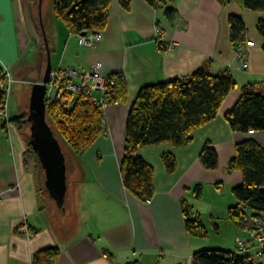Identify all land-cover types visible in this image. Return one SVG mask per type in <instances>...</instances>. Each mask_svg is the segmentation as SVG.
<instances>
[{"label":"crops","instance_id":"crops-1","mask_svg":"<svg viewBox=\"0 0 264 264\" xmlns=\"http://www.w3.org/2000/svg\"><path fill=\"white\" fill-rule=\"evenodd\" d=\"M110 3L102 40L82 47L77 34L60 26L52 13L46 17L44 2L40 17L39 0H0V65L17 83L33 88L47 66L45 42L33 61H24L36 45L24 18V6L30 4L36 28L46 35L51 61L56 57L52 71L66 67L89 70L102 63L103 73L123 77L129 91L126 102L107 109L103 136L81 156H70L74 162V189L67 191V197L72 194L70 210L65 203L59 209L48 193L43 194L46 187L28 159L29 133L14 122L5 130L0 128V264H40L36 257L53 248L60 252L53 264H192L194 254L210 248L208 239L189 232L184 204L192 207L204 225L206 217L218 229L217 250L236 252V241L242 238L254 254L256 242L251 235L228 218L229 208L239 205L233 190L244 183L242 172L229 170V164L237 147L247 141L264 149V131H233L226 115L234 110L245 87L264 93V40L257 29L264 12L248 10L244 0H176L174 25L146 0H128L130 10L122 0ZM231 16L244 20L246 41L254 43L252 47L246 43L242 52L248 70H241V57L231 42ZM157 29L175 40L177 48L168 50L166 42H158ZM200 69L214 75L230 74L236 88L212 122L193 132L191 145H148L139 150L154 169L156 190L150 201L143 202L125 189L120 170L129 112L145 86L188 79ZM27 94H23L25 104ZM25 113L19 106L10 115L13 119ZM207 145L219 155L215 171L207 170L200 160ZM168 154L177 162L171 174L162 157ZM65 161L68 172L66 157ZM197 188L202 189L200 198ZM23 228L28 232H22ZM42 262L52 264L49 259Z\"/></svg>","mask_w":264,"mask_h":264},{"label":"trees","instance_id":"trees-1","mask_svg":"<svg viewBox=\"0 0 264 264\" xmlns=\"http://www.w3.org/2000/svg\"><path fill=\"white\" fill-rule=\"evenodd\" d=\"M152 7L165 13L167 21L176 24L178 11L176 0H146ZM111 0H54L57 17L74 34L87 31L102 33L107 29L110 19ZM125 9L130 10L128 0H122ZM244 7L250 11L264 12V0H244ZM231 42L236 52L244 48L247 29L244 20L230 17ZM257 29L264 40V21ZM264 49V48H263ZM115 84L109 88L107 99L123 104L128 99L127 82L115 75ZM5 80L4 69L0 65V83ZM236 80L230 75L210 74L206 69L190 76L167 83L149 85L142 88L129 112L126 128V151L120 165L125 189L143 202L150 201L156 193L154 169L147 164L139 150L148 145L168 144L176 148L191 145L193 132L212 122L218 115L228 95L236 88ZM5 92L0 90V106L5 101ZM47 115L59 129L68 146L75 155L88 151L106 132L103 110L79 97L74 104L59 102L47 105ZM226 115L231 129L247 134L251 131H264V93L255 87L247 86L240 101ZM20 129L29 127L26 115L13 118ZM4 130L7 123L0 122ZM28 138V159L34 162L37 173L41 169L31 140ZM236 157L230 162L229 170H240L244 183L233 190L239 205L229 208V218L240 225L248 217L264 220V149L252 141L237 147ZM168 173L177 170L176 158L172 154L163 155ZM201 163L209 171L219 167V155L207 145L200 157ZM44 191V190H43ZM46 190L43 193L46 194ZM43 195V196H44ZM196 196H202V189H196ZM183 211L188 230L193 236L206 238L208 232L201 218L192 207L184 204ZM254 241V240H252ZM256 242V241H255ZM254 246H257V243ZM59 250H46L36 257L42 264L49 259L53 264ZM255 254V253H254ZM244 255L223 250H201L194 254L193 264H264L257 255ZM56 258V259H57Z\"/></svg>","mask_w":264,"mask_h":264},{"label":"built area","instance_id":"built-area-1","mask_svg":"<svg viewBox=\"0 0 264 264\" xmlns=\"http://www.w3.org/2000/svg\"><path fill=\"white\" fill-rule=\"evenodd\" d=\"M156 40L160 43H165L168 50H174L177 48V42L173 39L166 38L160 34V30H156ZM79 38V45L82 47H92L96 43L102 40L100 32L95 33L87 31L85 36L77 34ZM247 42V41H246ZM247 46H254V43L247 42ZM245 47V46H243ZM244 48L239 50V57H241V70H248L249 64L245 55L242 53ZM5 80L0 83V90L5 92V101L0 106V122L11 123L8 101L12 92L13 84L16 82L15 77L10 74L7 68H4ZM50 81L46 86V104H57L59 102H65L67 104H74L79 97L85 101L98 105L104 112V115L109 107L120 106L121 103H111L107 97H109V88L115 84V75H105L102 70V63L92 65L89 70L77 69L74 67L58 68L51 72ZM105 123V120H104ZM2 197L0 194V204ZM250 235L251 240L256 241L257 246L255 248L256 254L261 261H264V220L248 217L240 224ZM22 232H28L26 228L21 230ZM237 253L249 255V244L245 242V239H238L237 241ZM193 264V260H192Z\"/></svg>","mask_w":264,"mask_h":264},{"label":"water","instance_id":"water-1","mask_svg":"<svg viewBox=\"0 0 264 264\" xmlns=\"http://www.w3.org/2000/svg\"><path fill=\"white\" fill-rule=\"evenodd\" d=\"M42 2L39 0L40 17L42 14ZM24 18L27 28L31 36L36 40V45H39V50H43V44L46 43L47 51V66L44 71V77L37 79L33 86L31 94V108L28 115V122L30 124V140L33 150L36 152L41 168L45 173V187L48 195L53 199L59 209L65 205L67 197L68 183H67V165L65 156L61 150L60 144L54 139L53 131L47 121V106H46V86L50 81L52 72L51 52L48 48L46 35L40 34L39 29L36 28L32 9L30 4L24 6ZM86 35L85 33L81 34ZM1 125V123H0Z\"/></svg>","mask_w":264,"mask_h":264},{"label":"rangeland","instance_id":"rangeland-1","mask_svg":"<svg viewBox=\"0 0 264 264\" xmlns=\"http://www.w3.org/2000/svg\"><path fill=\"white\" fill-rule=\"evenodd\" d=\"M44 2V6H45V9H46V17H49V15L52 13L55 17V19L57 20L58 24L61 26H65L63 21L60 20L56 15L55 13H53V9H54V6H53V3H54V0H43ZM51 14V15H52ZM37 50H39V45H35V46H32V48L29 50L30 52L26 53V56H25V59L24 61H33L36 54H37ZM56 58V57H55ZM54 58V59H55ZM53 59V62H52V65L54 67V69L56 68V62L54 61ZM19 63V62H18ZM14 87L12 88V92H11V95H10V99L8 101V108H9V114L13 113L14 112H18L19 110V106H22L25 108V115H26V120L28 121V118L27 116L29 115L30 111L32 110V108L30 107L31 106V94L33 92V88H30L29 86L27 85H22L21 83H14L13 84ZM28 91H31L30 94H27ZM25 93V95L27 94V97H28V101L26 102L25 104V99H26V96L24 95L23 97V94ZM29 93V92H28ZM29 98H30V101H29ZM30 116V115H29ZM10 119L11 118V115H10ZM13 120V119H12ZM29 123V122H28ZM30 126V124H29ZM49 126L50 128L52 129L53 131V136H54V139H56V141L60 144V147H61V150L63 151V154L64 156L66 157V160H67V164H68V174H67V183H68V187L70 190L73 191V186H74V183L72 181V178H71V167L74 166V162L71 161V155L74 153L72 151V149L69 148L68 146V143L66 141V139H64L63 135L61 134V132L59 131L58 128H56V126L54 125V123L52 122L51 119H49ZM25 132L26 133H29L28 134V137L30 136V129H27L25 128ZM28 140V138H27ZM76 157V156H75ZM38 173H40V183L42 184V187L44 189V173H43V170L42 168L40 169V171H38ZM71 196L72 194L69 193V196L66 198V202H65V205H66V208L67 209H71V205H70V200H71ZM229 212V210H228ZM228 218H229V215H228ZM230 219V218H229ZM205 221H206V224H205V227H206V231L208 232V235L206 237L205 240H207L209 243V248L208 250H217V246L219 241H220V237H219V234L217 232L218 229L215 228V226H213V224L208 221V218L206 219L205 217ZM226 223V221H225ZM227 224V223H226ZM229 224V223H228ZM227 224V225H228ZM227 227L226 225L223 223L222 224V230L223 232L226 231ZM253 258L257 261L256 257H255V254L253 256ZM258 262V261H257Z\"/></svg>","mask_w":264,"mask_h":264}]
</instances>
